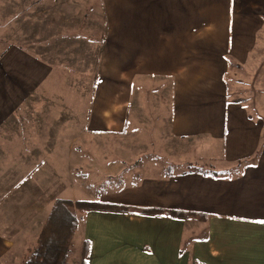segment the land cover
<instances>
[{"label": "crops", "instance_id": "1", "mask_svg": "<svg viewBox=\"0 0 264 264\" xmlns=\"http://www.w3.org/2000/svg\"><path fill=\"white\" fill-rule=\"evenodd\" d=\"M102 1L90 93H63L57 66L23 47L0 51V259L36 240L55 199L76 200L80 139L137 129L150 88L169 98L157 145L220 174L145 163L106 203L206 219L88 211L73 235L89 242L85 264H264V0ZM145 142L110 144L105 162L126 163Z\"/></svg>", "mask_w": 264, "mask_h": 264}, {"label": "rangeland", "instance_id": "2", "mask_svg": "<svg viewBox=\"0 0 264 264\" xmlns=\"http://www.w3.org/2000/svg\"><path fill=\"white\" fill-rule=\"evenodd\" d=\"M108 16L102 0H0V51L11 45L23 47L57 66L54 72L66 78L60 81L63 93H90L93 90V75H96L100 67V57L105 46ZM262 53L264 59V52ZM140 93L134 115L136 125L131 127L137 129L126 131L122 133L123 136L118 135L121 133H113L80 139L78 163H73V174L80 182V190L74 195L76 200L106 202L114 199L121 195L120 188L125 182L134 183L145 173L143 165L146 164H160L164 172L169 173L184 169L206 171L199 162L178 161V155L175 160L174 157L166 156L165 148L157 145V128L161 117L165 115L164 109H167L166 101L169 98H158V93L150 88H145ZM87 96L89 95L83 96L84 102ZM133 106L135 107V100L132 108ZM153 129L156 130L154 135ZM140 139L146 141L148 152L142 154L139 152L142 148L134 149L136 152H129L126 163L114 160L105 162V155L108 153L105 150L108 146L123 145L127 141L136 143ZM160 141L162 140L159 139ZM126 158L124 156L122 160L125 161ZM109 159L119 160L117 156L108 157ZM151 171L147 170L146 174ZM78 216L79 219L83 218L81 214ZM34 241L28 240L23 246L3 256L0 264H21L26 250L34 245ZM81 249V234L78 233L72 238L67 264L79 262Z\"/></svg>", "mask_w": 264, "mask_h": 264}, {"label": "trees", "instance_id": "3", "mask_svg": "<svg viewBox=\"0 0 264 264\" xmlns=\"http://www.w3.org/2000/svg\"><path fill=\"white\" fill-rule=\"evenodd\" d=\"M124 133V130L120 132ZM203 173L218 175L220 172L206 170ZM88 211L135 212L146 215L168 214L171 217L185 219L194 217L205 220L206 215L193 211L164 209L160 207H132L122 204L106 203L99 200H76L57 198L52 204L48 216L40 229L33 246L28 247L21 264H67L72 246V238L77 230L79 214ZM89 242L84 241L80 253V264H85L89 251Z\"/></svg>", "mask_w": 264, "mask_h": 264}]
</instances>
